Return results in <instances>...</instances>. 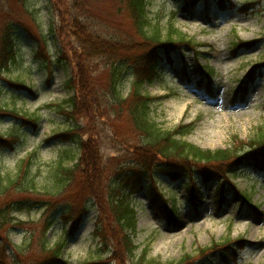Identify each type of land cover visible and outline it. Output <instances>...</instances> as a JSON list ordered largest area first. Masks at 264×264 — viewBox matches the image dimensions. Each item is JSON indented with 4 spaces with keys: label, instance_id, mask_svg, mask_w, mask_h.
<instances>
[{
    "label": "rangeland",
    "instance_id": "1",
    "mask_svg": "<svg viewBox=\"0 0 264 264\" xmlns=\"http://www.w3.org/2000/svg\"><path fill=\"white\" fill-rule=\"evenodd\" d=\"M23 3L24 5L20 7L15 0H9L8 7L11 14L9 19L11 23H16L13 35L16 41L18 37V46L15 59L0 75V109L14 111L20 119L25 118L29 121L31 118L40 119L37 121V128L34 129L32 126L21 127L22 124L17 123L12 115L0 117V135L13 137L16 140L14 148L0 150V186H6L7 178L12 183L18 180L22 162L29 157L31 164L39 167V170L34 167L31 169L37 189L55 191L54 177L49 170L54 167L57 159H63L62 147L65 146V150H70L75 148V144H60L49 138L53 133L65 131L68 126L67 121L56 112L54 105L71 95V92L67 93L64 90L63 83L70 77V70H73L83 79L79 83V88L85 94V103L84 115L78 117L75 121L76 125L73 123L70 125L82 129L79 135L81 139L93 140L98 152L100 159L97 165L102 169V182L98 181L95 173L88 177V181L92 186H96L97 198L101 201L96 203L93 196L85 201L88 213L81 229L77 236L67 239L66 231L69 230L70 223L62 221L59 214L55 218V228L43 230L40 224L56 203L46 200L43 195L25 196L21 199L38 200L39 203L32 205L33 208L29 209L25 206L21 211L10 214L11 227L8 230L7 227L4 234L7 235L12 246H18V250L31 245L34 255L37 254L41 244L39 237L53 243L59 237L66 235V247L61 257L63 264L99 261L101 262L99 264H141L143 261H138L134 256L130 259L124 253L122 237L120 232L119 234L116 232L117 228L110 211L111 196L118 194V191L122 193L126 188L120 186L119 181H113L112 169L131 166L127 160L131 155L115 137L117 134L120 137H129L130 127L124 118L120 121L114 119L115 116L111 113L115 112V108L109 109V102L101 95V91H105L106 68L97 58L92 60L86 58L85 51L75 42L77 34L75 29L66 28V36L59 40L60 22L53 15L51 16L50 6L46 0H24ZM226 3V12L218 13L216 9L211 8L210 17H204L201 6L196 11L185 14L178 10L180 0H147L149 17L159 18L163 26L172 25L191 41L193 47L194 44L196 46L183 47L180 53L174 54L175 65L166 67L167 72L163 81L157 77L156 82L144 86L143 90L147 89V93L152 98H161L154 102L153 115L156 123L162 129L191 124L194 129L184 141L203 150L224 149L230 147L234 141L244 144L258 127L264 125L262 105L264 80L257 81L244 105L231 104L237 103L231 91L236 89L237 83L252 64L264 59V0H230ZM101 7H103L101 15L108 16L106 18L110 19L112 29L120 35L119 37L124 38L120 49L121 55L127 58L130 64L132 62L139 65L137 60L144 59L149 53L148 43L135 31L123 5L118 4L117 0H101ZM49 15L51 20L47 19ZM49 25L55 30L54 35L48 32ZM235 38L259 39L260 42L253 49L240 51L234 57L231 54L234 47L230 46ZM66 44L68 47H64ZM58 47L59 49L63 47L65 51V65L56 66L52 63L57 58ZM36 50L41 51L42 54L38 58L34 55ZM184 65L188 67L189 79L196 76L198 68L215 70L212 97L202 89V91L195 89L194 85H186V78L182 73ZM82 66L87 70L90 66L94 69V84L87 85L84 82L86 78L90 80L92 76L88 73L83 74L80 71ZM9 81L22 82L29 88L30 93H21L13 89ZM129 82L130 80L125 81L123 86L124 96L128 93ZM98 109L103 115L102 118H99L96 111ZM133 141L134 143L130 142V146L137 148L136 144L140 142L135 139ZM245 151L247 150L243 152ZM72 153L77 155V148ZM69 164V162L65 163V165ZM83 166L88 172L90 165ZM234 172V175H229L228 171V180L240 192H245L251 197V203L258 214L253 212L254 209L240 207L242 200L231 185H224L226 202L223 206L214 200L215 187L203 189L197 186L201 187L204 206L195 211L189 209L187 205L185 186L162 181L169 189H176L178 186L179 196L176 200L180 215L177 221L170 224L161 219L157 210L163 206V200L169 208L171 205L169 197L172 195L162 190L163 186L160 187L162 198L157 194L151 197L150 194L153 203L159 205L157 209L153 203H150L148 193H141L134 199L132 197L130 202L137 213V229L130 240L134 242V246H137L136 254L139 255L145 250V259H154L156 264H158L156 261L160 264L180 261L186 255L193 257L191 264H206L209 261L201 255L200 248L209 245L212 247L213 242L218 243L226 237L232 239L243 236L248 246L239 253L237 263L229 264H264V174L254 172L249 164L243 165ZM116 184L118 186H115ZM158 186L160 185L155 184V187ZM73 190L77 188L74 187ZM9 195L14 197L16 194L10 190ZM82 205V201L76 204L74 199L72 204L65 202L66 211L80 210ZM101 213L104 221L109 222L112 228L103 229L102 233L105 237L109 236L108 230H111L112 241L106 239L108 243L106 246L100 245L94 236L95 229L103 227V224L97 223ZM17 224L21 227H15L18 226ZM211 241L213 242L210 244ZM252 244L254 246H251ZM0 250L3 254L0 261L3 264L11 263L15 253L1 238ZM27 261L28 259L25 262ZM213 262L220 264L217 260ZM27 264L35 263L28 261Z\"/></svg>",
    "mask_w": 264,
    "mask_h": 264
},
{
    "label": "trees",
    "instance_id": "2",
    "mask_svg": "<svg viewBox=\"0 0 264 264\" xmlns=\"http://www.w3.org/2000/svg\"><path fill=\"white\" fill-rule=\"evenodd\" d=\"M15 1L20 7L24 5V0ZM46 1L50 6L51 16L53 15L60 22L59 40L66 36V28L71 27L70 30L75 29L77 31L75 42L79 48L85 51L86 58L89 60L97 58L101 65L106 68L105 91H101V95L109 102V109L115 108V112L111 113V115L115 116L114 119L120 121L124 118L130 127L129 137H120L118 134L115 137L122 142L123 146L128 150L127 152L131 155V158L127 159L131 166L112 169L113 181H119L120 186H125L129 189L125 191L126 188H124L122 193L119 192L122 194V197L116 193V195L110 198L112 220L115 228H117L116 232L118 234L120 232L123 241L122 245L125 248L124 253H126L128 258L131 259L133 257L135 247L132 245L131 238L127 232H134L137 222L135 210L130 205V202H127L126 198L130 190L133 192L136 188H143L144 190L151 191L150 183L153 182L155 177L163 176L173 180L186 179L188 190L195 191L194 183L197 180L201 183H209L213 179L227 176L228 171L230 172L229 175L232 173L234 175L235 169L246 161L252 162L257 167H264V126L258 127L244 144L234 141L233 146L236 143V147H234L235 151L233 150V146L229 149L210 151L202 150L183 141V138L192 132V125H178L173 129H162L156 123L152 116L155 111L154 101L156 100L151 98L145 89L143 90L145 84L151 85L153 83L154 74H159L153 63L158 58V55H160V51L167 54L177 47L180 49L179 47L182 45L192 46V44L183 33L172 25L162 26L156 17H149L147 0H117L118 4L123 5L125 12L129 16V20L134 25L135 31L141 35L143 41L148 43L149 53L144 59L137 60L140 63L139 65H135L132 62L130 64L128 59L121 55L120 49L122 48L124 38L119 37L120 35L112 29L110 19L106 18L108 16L104 17L101 15L103 10L101 0ZM198 1L201 0H182V4L185 6V9H187L186 6H190L191 9ZM8 6L9 0H0V75L14 60L15 51L18 46V37L16 41V37L13 35L16 23H11L9 19L11 14L9 13L10 8ZM120 9L122 10V8ZM47 19L51 20L50 15ZM48 32L54 35L55 30L49 25ZM236 45L246 44L237 41ZM64 47H68V45L66 44ZM60 49L58 47L57 58L53 61V65H65V51H63V47ZM80 71L83 74L88 73L92 76L90 80L85 79L84 82L87 85L94 84V69H91V66L88 70L82 66ZM70 72V77L64 83V87L68 90V93L72 91V95L54 105L56 112L67 121L68 126L65 131L53 133L50 138L61 144L74 143L78 153L77 155L72 153L75 148L65 150V146L62 147L64 160L57 159L54 162V167L49 170L51 176L54 177L55 191H49L44 188V190L40 191L37 189L32 179L31 169L34 167L39 170V167L32 165L28 158L22 162V169L19 170V176L17 177L18 180L12 183L7 178L6 181L8 183L6 186H0V238L5 244L9 243L12 246L7 235L4 234L5 229L8 227V230L11 227L9 226L10 214L21 211L25 206H28L29 209L33 208L32 205L39 203L38 200L21 199L25 196L43 195L46 200H52L56 203L51 208V211H48L44 219L40 221V224L43 230L55 228V218L59 214V218L62 221L70 223L69 230L66 231L67 239L68 236L70 237L75 234L86 216L88 211L86 200L90 196H93L96 203L97 201H101L97 198L96 186H92L88 181V177L92 173H95L98 181L102 182V169L97 165L100 159L98 152L94 147L93 140L83 141L81 139L79 135L82 129L80 130L77 126L73 128L70 125V123L76 125L75 121L78 117L84 115L83 107L85 103V94L79 88V83L83 79L73 70H70ZM128 80H130L129 87L131 90L129 89L128 93L124 96L123 86L125 81ZM251 80L252 77H247L241 81L240 95L246 94ZM13 87L20 90L24 88L22 85ZM1 109L0 117L12 115L17 120V123L24 125L31 123L34 127L36 126L37 120L35 119L30 121L24 118L19 119L14 111L8 112L4 108ZM96 111L99 118H102L103 115L100 110ZM133 139L140 142V144H136L137 148L130 146V142L134 143ZM15 142L16 140L12 137L2 138L0 135V149H6L11 145L13 147ZM245 147L251 148V150L240 155ZM66 162L70 164L65 165ZM88 164L90 165V169L87 172V169L83 165L87 166ZM105 171H103L104 175ZM91 179L94 180L93 178ZM115 186L118 185L116 184ZM74 187L77 190L74 191ZM10 190L15 192L16 195L14 197L9 195ZM73 199L76 201V204L82 201V208L80 210L66 211L65 202L72 204ZM243 199L249 200L246 196H243ZM172 200V210L175 211L176 203L174 198ZM46 202L50 203L49 201ZM97 223L103 224V227L101 229L97 227L94 231V236L100 245L106 246L108 245L106 239L112 241L110 238L111 230H108L109 236L107 235L106 237L103 236L102 232L105 227L111 228L110 223L104 221L102 213L99 214ZM17 225L19 226V224ZM38 239L41 244L37 249L36 255L33 254L31 245L27 244L28 246H25L24 250L20 248L18 250V246H12L15 254L14 259L9 264H27L28 261H34L35 264H60L66 247V235L65 237H59L53 243L43 237H39ZM31 241H34L33 237ZM115 251L113 252L115 253ZM144 253L138 257L140 262L156 264L154 259L146 260ZM0 257H3L1 250ZM26 259H28L27 262H25ZM186 261H188L187 255L182 260V264ZM1 264L3 263L1 262Z\"/></svg>",
    "mask_w": 264,
    "mask_h": 264
}]
</instances>
